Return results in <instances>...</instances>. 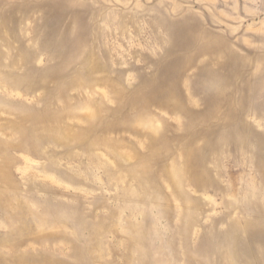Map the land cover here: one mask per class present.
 <instances>
[{
	"label": "rangeland",
	"instance_id": "1",
	"mask_svg": "<svg viewBox=\"0 0 264 264\" xmlns=\"http://www.w3.org/2000/svg\"><path fill=\"white\" fill-rule=\"evenodd\" d=\"M0 264H264V0H0Z\"/></svg>",
	"mask_w": 264,
	"mask_h": 264
}]
</instances>
